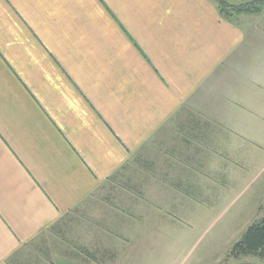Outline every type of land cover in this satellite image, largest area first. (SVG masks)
Instances as JSON below:
<instances>
[{
	"label": "crops",
	"instance_id": "crops-1",
	"mask_svg": "<svg viewBox=\"0 0 264 264\" xmlns=\"http://www.w3.org/2000/svg\"><path fill=\"white\" fill-rule=\"evenodd\" d=\"M127 166L143 205L84 223L76 264H145V230L264 181V5L0 0V264L73 261L38 238Z\"/></svg>",
	"mask_w": 264,
	"mask_h": 264
},
{
	"label": "rangeland",
	"instance_id": "rangeland-1",
	"mask_svg": "<svg viewBox=\"0 0 264 264\" xmlns=\"http://www.w3.org/2000/svg\"><path fill=\"white\" fill-rule=\"evenodd\" d=\"M131 175L133 181L126 182ZM139 176L140 169L137 167L127 166L120 170L115 181L107 184L108 189H103L100 197L84 202V207L81 205L82 207L76 208L38 238L41 241L48 239V244L41 247L40 253L48 260H55L51 254L60 255L65 251L73 256V261L64 264H76L78 239L83 238L80 228L84 223L100 222L103 216L107 217L105 205L113 214L128 213L133 218L137 216L136 207L143 205L141 195L139 196ZM126 184L138 186L133 188L136 197L132 193H125L123 186ZM263 201L264 181L252 186L250 190L235 188L230 191L229 197L214 205L212 211L189 214V218L185 219L187 223L181 224L177 229L145 230L152 238L158 233L159 239H155L161 242L150 243L146 247L133 246V253L147 257L145 264H264V261L252 257L237 260L228 258L232 247L249 226L262 218L260 208ZM230 203L232 204L229 206ZM86 237L89 238L85 235V239ZM51 239H54L52 243ZM18 258H14V264H22L16 261ZM54 263L61 264L59 261Z\"/></svg>",
	"mask_w": 264,
	"mask_h": 264
},
{
	"label": "trees",
	"instance_id": "trees-1",
	"mask_svg": "<svg viewBox=\"0 0 264 264\" xmlns=\"http://www.w3.org/2000/svg\"><path fill=\"white\" fill-rule=\"evenodd\" d=\"M214 1L218 6L219 13L227 19L231 14L259 13L264 5V1H257L248 5L234 7L228 5L224 0ZM260 211L263 213L262 218L249 226L241 239L232 247L228 255L229 259L237 260L242 257H252L264 261V201Z\"/></svg>",
	"mask_w": 264,
	"mask_h": 264
}]
</instances>
